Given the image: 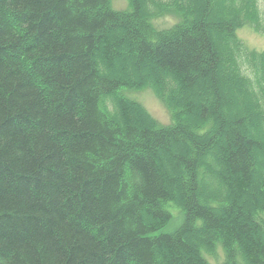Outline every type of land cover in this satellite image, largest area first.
<instances>
[{
    "label": "trees",
    "instance_id": "obj_1",
    "mask_svg": "<svg viewBox=\"0 0 264 264\" xmlns=\"http://www.w3.org/2000/svg\"><path fill=\"white\" fill-rule=\"evenodd\" d=\"M219 1L225 19L211 21L214 0H128L126 12L110 0H0V264H208L201 249L215 243L224 264H264V51L235 36L243 25L264 32V6ZM162 16L177 21L157 29L150 19ZM122 48L156 75L171 127L153 128L123 99L113 116L102 105L129 85L106 76ZM222 69L245 95L238 120L227 117ZM207 173L225 201L201 197ZM171 201L183 222L160 234Z\"/></svg>",
    "mask_w": 264,
    "mask_h": 264
},
{
    "label": "rangeland",
    "instance_id": "obj_2",
    "mask_svg": "<svg viewBox=\"0 0 264 264\" xmlns=\"http://www.w3.org/2000/svg\"><path fill=\"white\" fill-rule=\"evenodd\" d=\"M127 3L128 0H110V7L117 11H125L128 7ZM259 3H260L259 8L261 11H263L264 0H260ZM142 6H144V8L148 7L147 3H145L144 5L142 3ZM227 10L228 7L224 1L214 0L213 5L211 4L208 10L209 20L212 21L214 18H218V15L224 18L225 17L224 13ZM151 22L155 25V27L163 29L170 27L173 24V19L164 17L159 19H152ZM211 28L213 29V31H215L214 30L215 27L213 28V26L211 25ZM142 35L144 36V34ZM236 35L244 43L246 48L258 52L264 50V33L256 32L251 27L243 26L237 29ZM219 38L220 40H218V44L220 47L223 48V46H225L224 43L226 41V35L223 34ZM119 52H120L119 58L115 61L114 64H112L111 68L109 69L107 68L106 76H109L111 74L124 75L129 85L120 86V89L115 95L111 97L106 96L107 98L104 97L102 99V105H104L106 111L111 114L110 116H113V114L116 113L115 101H117L118 99H123L128 103L136 106L137 109L144 115L143 116L142 114H140L139 111H137L141 115V118L143 117L148 122V124L150 123V125L153 126V128L158 129V128H162V126L169 125L171 123V114L169 112V108L165 103V101L158 95L157 92L154 91L153 88L154 84L152 80L156 76L154 72L151 71V69L148 68L146 64H143L141 69L139 68L136 69L134 67L135 65L133 63L134 61L131 60V57H129V55L126 53L125 48H122V50H120ZM128 59L130 63H127ZM230 74L231 71L227 72L226 70L223 69L220 70L223 93L227 101V115H228L227 117H229L228 118L229 120H238L237 119L238 116H240L243 112H245L244 108H245L246 100H245V95H241V94L238 95L235 92L234 86L232 85L231 81L228 80V78H232L230 77ZM138 81H142V82L138 85L132 84V83H137ZM160 83L161 84L164 83L162 87L166 90L167 87H169L167 85H170L169 82L164 79ZM209 92L210 90L206 89L205 87L203 89L200 88L198 92V102L206 101ZM172 97L175 98V101L178 104V106H181V100L183 99L182 98L183 96L178 92V90L177 91L174 90V92L172 93ZM231 99L236 104V108L234 109L231 106L232 103ZM250 102L254 107H256L255 106L256 99L250 97ZM137 112L135 111L134 114L135 115L138 114ZM223 117L227 118L225 116ZM184 120L182 123H185ZM186 122L199 123L196 119L193 118L187 119ZM259 130L262 134V140L264 141V123L260 124ZM249 132L252 137L259 136V132L256 129L250 130ZM211 137L214 138L215 135ZM218 140L220 139H217V141ZM182 143H184L185 147H187L189 150V146L187 145V143L186 142H182ZM179 149L180 147H178L177 150ZM175 151L176 149H174V152ZM209 151L213 153V150H209ZM202 161L206 163L207 167L213 168L214 172L217 173V168L215 167V163L210 157L206 156L205 158L202 159ZM216 161H217L216 164L218 165L219 164L218 160ZM257 165L258 167L264 166V156L257 158ZM256 175L261 178L262 170L257 169ZM201 187L206 188L208 192L207 193L203 191L202 188L200 189V194L203 199H207V197L210 196L211 197L219 196L223 199V201H225L224 194L221 193L220 185L214 183L212 181V178H210V175H208V173L205 175L203 180V185H201ZM256 189L260 193L261 184L259 179L256 184ZM217 192L220 193L217 194ZM173 197L174 199L177 200L179 199L177 194H174ZM164 209L171 215V219L167 222L166 226L162 228L159 232L172 234L181 226L184 213L181 207L179 206V203H177L176 201H171L169 203L164 204ZM206 239L207 238L204 235L195 236L194 238L195 241H198L200 243H203L204 241H206ZM194 240L192 239L191 243H193ZM201 252L209 264H223L224 254L219 243H215L212 246V250L210 252H207L206 249H201Z\"/></svg>",
    "mask_w": 264,
    "mask_h": 264
},
{
    "label": "bare ground",
    "instance_id": "obj_3",
    "mask_svg": "<svg viewBox=\"0 0 264 264\" xmlns=\"http://www.w3.org/2000/svg\"><path fill=\"white\" fill-rule=\"evenodd\" d=\"M122 88V87H121Z\"/></svg>",
    "mask_w": 264,
    "mask_h": 264
}]
</instances>
